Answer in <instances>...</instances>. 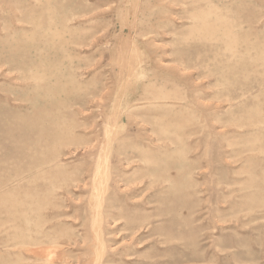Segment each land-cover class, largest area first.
Instances as JSON below:
<instances>
[{
	"label": "rangeland",
	"instance_id": "1",
	"mask_svg": "<svg viewBox=\"0 0 264 264\" xmlns=\"http://www.w3.org/2000/svg\"><path fill=\"white\" fill-rule=\"evenodd\" d=\"M0 264H264V0H0Z\"/></svg>",
	"mask_w": 264,
	"mask_h": 264
},
{
	"label": "bare ground",
	"instance_id": "2",
	"mask_svg": "<svg viewBox=\"0 0 264 264\" xmlns=\"http://www.w3.org/2000/svg\"><path fill=\"white\" fill-rule=\"evenodd\" d=\"M54 253V251L51 253V254H53ZM100 253V252H99ZM39 254V253H38ZM45 254V253H44ZM50 255V254H49ZM37 256H40V255H37ZM43 256V255H42ZM42 256H40V257H42ZM45 256V257H44ZM42 258H46V256L48 257V255H44ZM55 256V255H54ZM48 259V258H47ZM51 260V259H50ZM48 261V260H47Z\"/></svg>",
	"mask_w": 264,
	"mask_h": 264
}]
</instances>
